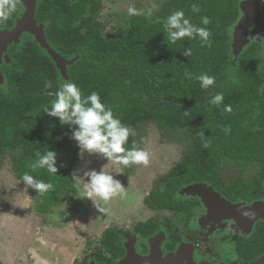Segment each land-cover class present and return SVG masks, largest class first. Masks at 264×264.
Wrapping results in <instances>:
<instances>
[{
	"label": "trees",
	"instance_id": "1",
	"mask_svg": "<svg viewBox=\"0 0 264 264\" xmlns=\"http://www.w3.org/2000/svg\"><path fill=\"white\" fill-rule=\"evenodd\" d=\"M103 1L38 0L35 21L45 26L49 45L68 60L77 58L68 67V79L32 36L9 50L6 88L0 89V150L23 148L19 174L27 172L53 185L42 195V213L74 190L70 169L77 165L80 151L68 134L77 126L62 124L44 111L55 99L47 93H55L66 81L76 83L84 96L97 92L101 102L133 131L145 120L157 121L166 130H191L195 150L170 173V192L184 186L182 181L216 175L223 160L264 161V93L252 84L249 73L232 67L230 53V34L240 17L241 0H171L151 17L132 16L127 31L113 37L104 36L97 21ZM193 3L199 5V13L192 12ZM176 10L183 11L191 23L207 27L211 44L198 37L169 44L163 21ZM22 11L19 3L16 12L0 22V29L14 27ZM204 16L210 20L207 26L201 23ZM188 48L190 57L183 55ZM204 73L215 77L208 89L196 79ZM49 82L51 87L45 89ZM217 93L223 94V102L212 105ZM225 106H231V112ZM225 127L230 131L226 133ZM132 137L126 147L134 144ZM46 150L56 153V174L32 167L37 154ZM200 163L212 172H196ZM155 199L160 205V196Z\"/></svg>",
	"mask_w": 264,
	"mask_h": 264
},
{
	"label": "flooded vegetation",
	"instance_id": "2",
	"mask_svg": "<svg viewBox=\"0 0 264 264\" xmlns=\"http://www.w3.org/2000/svg\"><path fill=\"white\" fill-rule=\"evenodd\" d=\"M248 2L240 1V17L230 34L232 67L237 70L241 67L249 73L253 77L252 84H257L263 94L264 42L254 38L258 35L264 37V3L261 0L260 19L243 32L246 39L242 52L238 57L234 55L235 29L249 16ZM24 12L15 18L14 27ZM5 30L0 29V32ZM27 36L31 35H22L21 43ZM19 45L15 42L9 45V59V50ZM10 64L11 59L7 62L2 58L0 62V89L6 88L4 68ZM133 166L127 167V173ZM75 167L70 169L72 176ZM207 171L212 172L203 163L197 166L196 172ZM169 175L160 178L159 187L148 191L142 200L143 214L137 216L136 212L124 217L126 222L123 223H107L105 230L97 234L99 236L87 235L79 241L74 240L68 256L55 255L53 250L43 246L41 240L26 243L12 234L10 240L0 241V264H264V161L250 164L244 160H223L216 175L196 177L191 183L180 181L184 186L177 192L168 191ZM194 185L205 188L196 194L184 191ZM155 196H160V205ZM80 199L74 188L65 193L56 206L42 213L43 197L38 194L34 207L16 208V216L23 218L29 209L28 215L36 220V234L41 229L50 232V228L61 229L69 216L76 214L77 208L84 203ZM70 205L73 209L68 210ZM255 206L260 210L257 215L251 212ZM245 212L250 215H244ZM103 218L98 216L92 224L83 225L80 233L94 227L95 222Z\"/></svg>",
	"mask_w": 264,
	"mask_h": 264
},
{
	"label": "rangeland",
	"instance_id": "3",
	"mask_svg": "<svg viewBox=\"0 0 264 264\" xmlns=\"http://www.w3.org/2000/svg\"><path fill=\"white\" fill-rule=\"evenodd\" d=\"M170 1L104 0L103 9L97 21L103 26V35L113 37L119 32L127 31L128 21L132 17L127 14L129 6H134L139 10H147L150 7L157 6L159 10ZM132 136L138 147L149 152V163L147 165H134L129 173H127V167H124L123 174H120L122 165L108 161L99 154L82 152L77 141L73 139V133L68 134L72 143L81 151L77 166L73 169V175L86 180V177H84L86 172L92 170L99 172L104 169L121 183L123 191L108 201L99 198H85V201L82 198L84 203H81V207L83 208L79 206L77 211L75 209L76 214L69 216V220L61 225V229L50 228V232L41 229L38 234H36L38 229L35 227V218L33 219L28 215L29 209H27L25 213L27 215H24L23 218L17 217L18 211L15 210L16 208L32 209L38 195L31 188L25 189L26 186L22 182L17 183L20 176L18 172L19 161L26 151L23 148L14 151L0 150L1 243L10 240L12 234L13 237L23 239L26 243H32L34 239H37L38 242L39 240L42 241L46 249L53 250L55 255L65 257L70 254V247L73 245L74 240L79 241L87 235H100L102 230H105L107 223L110 224L112 221L116 223L126 222L124 217L133 216V212H137V216L143 214L142 200L146 197L148 191L159 187L160 178L164 179L173 169L182 166L188 155L194 152L195 146L190 129L166 130L159 125V122L154 120L142 122ZM67 209H73L72 205ZM57 211L59 210L57 209ZM118 212L122 214L120 215ZM98 216L104 218L100 219L99 222H95L97 224L94 227H89L81 234L80 230L83 229V225L92 224ZM52 222H54V219H52Z\"/></svg>",
	"mask_w": 264,
	"mask_h": 264
},
{
	"label": "clouds",
	"instance_id": "4",
	"mask_svg": "<svg viewBox=\"0 0 264 264\" xmlns=\"http://www.w3.org/2000/svg\"><path fill=\"white\" fill-rule=\"evenodd\" d=\"M20 0H0V22L7 21L17 10ZM264 3V0H261ZM158 10L157 6L147 10H139L134 6H129L127 14L136 16L146 14L153 16ZM191 10L193 13H199L200 7L193 3ZM201 23L207 26L210 20L207 16L201 17ZM163 29L169 44H175L184 38H199L205 44H211V32L207 27H201L190 22L185 18V13L180 10L173 11L163 21ZM255 39L264 42V37L256 36ZM191 48L183 51L184 56L190 57ZM189 79L191 74L186 73ZM196 79L200 82L203 89H208L215 84V77L206 73L199 75ZM51 87V83L45 84V89ZM55 99L51 101V106L45 108L47 115L56 117L62 124H74L77 126L73 132V139L77 141L82 152L89 154L102 155L108 161H112L123 167L120 174H123V168L130 165H147L149 163V152L133 144L126 147L130 135H134L133 129L123 124L119 118L114 116L111 107L101 102L100 95L92 92L84 96L78 85L72 81L64 82L55 93ZM223 94L214 95L210 103L220 105L223 102ZM231 106H225V111L231 112ZM227 133L229 128L225 127ZM38 159L32 165L33 168L44 169L47 173L56 174L58 172L56 165V153L46 150L43 154H37ZM86 180L82 177L73 175V187L81 198H99L108 201L123 191L121 183L114 179L113 175L104 169L97 172L92 170L84 174ZM23 183L25 189L31 188L36 193L43 195L53 188L51 183L36 179L33 175L25 172L19 177L17 183ZM244 215H250L245 212Z\"/></svg>",
	"mask_w": 264,
	"mask_h": 264
},
{
	"label": "water",
	"instance_id": "5",
	"mask_svg": "<svg viewBox=\"0 0 264 264\" xmlns=\"http://www.w3.org/2000/svg\"><path fill=\"white\" fill-rule=\"evenodd\" d=\"M19 3L23 6L25 10L24 14L16 22V26L13 29L0 32V62L2 58H5L7 62H10V59L7 55V49L9 45L14 42L16 44H20L22 40V35L29 34L35 38L40 47L44 49L47 54L52 58L57 68L61 72L63 78L68 79V67L73 65L77 61V58L68 60L64 58L61 54L57 53L49 45L45 34V26L39 25L35 21L38 0H20ZM259 5L260 0H249V16L247 19L241 20L235 29L234 55L236 57H238L239 54L242 52L244 40L246 39V37L243 36V32H246L251 27V25L258 22V20L260 19ZM0 77H2L1 72ZM203 188H205V186L203 187L200 185H194L186 188L184 191L189 194H196L199 193ZM209 192L214 191L213 189H209ZM259 211V208L256 206L251 210L254 215H257Z\"/></svg>",
	"mask_w": 264,
	"mask_h": 264
},
{
	"label": "bare ground",
	"instance_id": "6",
	"mask_svg": "<svg viewBox=\"0 0 264 264\" xmlns=\"http://www.w3.org/2000/svg\"><path fill=\"white\" fill-rule=\"evenodd\" d=\"M181 152H182V151H181ZM226 173H227V172H226ZM118 213H119V212H118ZM118 213H117V214H118ZM133 213H134V212H133ZM119 214H120V213H119ZM121 214H122V213H121ZM121 214H120V215H121ZM139 214H140V212H139ZM93 215H94V214H93ZM120 219H121V218H120ZM112 222H113V221H112ZM84 225H85V224H84ZM77 234H78V233H77ZM64 235H65V234H64Z\"/></svg>",
	"mask_w": 264,
	"mask_h": 264
}]
</instances>
